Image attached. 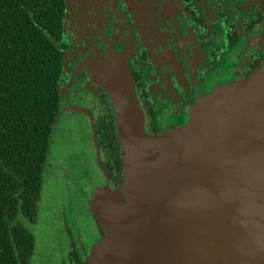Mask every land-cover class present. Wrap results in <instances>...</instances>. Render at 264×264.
<instances>
[{
  "label": "water",
  "instance_id": "obj_1",
  "mask_svg": "<svg viewBox=\"0 0 264 264\" xmlns=\"http://www.w3.org/2000/svg\"><path fill=\"white\" fill-rule=\"evenodd\" d=\"M103 52L89 81L109 97L122 180L118 191L100 167L84 189L102 231L84 264H264V62L199 91L187 121L154 134L123 59Z\"/></svg>",
  "mask_w": 264,
  "mask_h": 264
},
{
  "label": "flooded vegetation",
  "instance_id": "obj_2",
  "mask_svg": "<svg viewBox=\"0 0 264 264\" xmlns=\"http://www.w3.org/2000/svg\"><path fill=\"white\" fill-rule=\"evenodd\" d=\"M60 2V101L75 100L91 111L82 145L89 161L82 167L83 191L98 179L100 167L118 191L122 180V151L109 97L104 87L89 81V66L105 57V48L123 59L154 134L187 121L199 91L246 82L264 62V0ZM85 213L86 243L81 235H69V264H84L90 245L102 235L87 207Z\"/></svg>",
  "mask_w": 264,
  "mask_h": 264
},
{
  "label": "trees",
  "instance_id": "obj_3",
  "mask_svg": "<svg viewBox=\"0 0 264 264\" xmlns=\"http://www.w3.org/2000/svg\"><path fill=\"white\" fill-rule=\"evenodd\" d=\"M60 0H0V264H29L64 73ZM106 137H110L108 131Z\"/></svg>",
  "mask_w": 264,
  "mask_h": 264
},
{
  "label": "rangeland",
  "instance_id": "obj_4",
  "mask_svg": "<svg viewBox=\"0 0 264 264\" xmlns=\"http://www.w3.org/2000/svg\"><path fill=\"white\" fill-rule=\"evenodd\" d=\"M90 113L89 107L75 100L60 103L46 154V158L60 159V162L44 166L35 221L24 222L34 237L29 264H69L66 258L69 235L84 236V223L89 218L85 213V192L80 184L82 167L89 162L83 158L87 147L82 145L85 144L84 133H89L90 123L85 117L90 118Z\"/></svg>",
  "mask_w": 264,
  "mask_h": 264
}]
</instances>
